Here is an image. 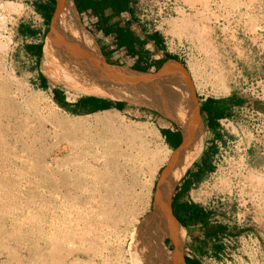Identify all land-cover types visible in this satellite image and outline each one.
Listing matches in <instances>:
<instances>
[{"label": "rangeland", "instance_id": "rangeland-1", "mask_svg": "<svg viewBox=\"0 0 264 264\" xmlns=\"http://www.w3.org/2000/svg\"><path fill=\"white\" fill-rule=\"evenodd\" d=\"M141 1L183 46L181 64L173 62L197 103L228 97L239 109L223 122L227 143L212 174L185 197L228 229L206 241L201 261L264 264V0ZM27 3L0 0V264H133V233L153 201L150 171L166 165L153 155L167 156L151 124L163 116L126 102L124 111L90 113L76 105L88 95L51 86L17 35L36 21ZM164 86L185 96L180 86ZM178 198L176 187L171 204Z\"/></svg>", "mask_w": 264, "mask_h": 264}, {"label": "crops", "instance_id": "crops-1", "mask_svg": "<svg viewBox=\"0 0 264 264\" xmlns=\"http://www.w3.org/2000/svg\"><path fill=\"white\" fill-rule=\"evenodd\" d=\"M54 3L56 5V0L29 1L27 5L35 14L36 21L17 28L18 37L25 42L29 41V45L24 49L25 55L34 59L37 65L43 56L57 48L56 41H59L62 33L67 31L66 22L61 19L55 25L52 35L48 36L44 47L42 46L45 35L51 27ZM72 3L80 23L93 37L107 64L140 73L156 71L169 61L181 64L184 49L177 38L171 35L168 20L157 22V17L142 9L141 0H72ZM39 83L42 84L40 79ZM88 96L83 97V104L80 106L85 110H89L94 103H105L104 100H96L93 96H91L92 98ZM198 106L202 122V126L199 128V130L202 128V151L181 177L182 179L177 185L179 198L176 203H173L181 206L182 211L189 209L193 214L199 213L208 219L206 225L199 222L183 227L185 230L182 248L184 264H203L201 254L209 249L206 241L219 239L221 235L226 236L228 232V229L218 222H210L212 213L207 211L203 205L189 202L185 200V197L194 188L205 183V179L212 174L218 149L227 143L223 135L225 130L223 122L230 123L235 110H239L235 109V105L230 102L228 97H205L199 100ZM130 112H135V116H144L151 120L148 115H141L137 111ZM151 124L155 128L158 144L167 154L166 160H168L173 151L183 143L182 128L165 117L154 118L151 120ZM227 138L231 139L232 137L228 136ZM161 168L162 166L159 167L151 181L152 188H155ZM213 230H218L216 238L212 237ZM168 242L165 241L166 246H168ZM186 242L190 244V249ZM215 247L221 248L220 242L214 243L212 249Z\"/></svg>", "mask_w": 264, "mask_h": 264}, {"label": "bare ground", "instance_id": "bare-ground-1", "mask_svg": "<svg viewBox=\"0 0 264 264\" xmlns=\"http://www.w3.org/2000/svg\"><path fill=\"white\" fill-rule=\"evenodd\" d=\"M56 3L57 7L52 16L51 28L48 31V36L52 35L55 25L59 23L61 19L66 22L68 31L63 36L60 45L49 54L43 56L40 61V72L51 86L60 83L64 85L66 90H68V87H72L76 89L77 92L85 95L93 97L105 96L97 98L110 101H123L130 105L145 107L155 111L163 117L169 118L170 121L182 128L183 143L178 149L173 151L168 160L165 159L166 155L163 152H156L153 154L154 157L158 158V164H162L164 160H166L167 163L161 170L155 184L152 213L143 219L145 224H151H149L148 227L150 236L151 234L154 236L152 223L155 225L162 223L165 232L167 231L169 235L177 239V242L181 241L185 235V231L180 228L179 224L171 215L170 200L178 181L199 157L202 151V128L199 130L202 126V122L198 112V103L193 95L187 74L173 61L165 63L153 73H140L131 69L107 64L103 60L93 37L80 23L72 0H56ZM173 84L180 86L185 92V96L177 90L164 86ZM101 124L112 126L113 122L111 123L110 120L105 119L101 121ZM119 126H121V124ZM115 129L118 130L117 128ZM124 131L129 133L127 129ZM151 153L150 155H152ZM158 168L157 166L150 171L149 183L152 181ZM138 228L140 229L141 227L139 226ZM143 235L141 237H143ZM161 237L162 235L159 236V238ZM134 238V246L132 243V250H130V254H134L133 257L131 256L134 260L133 264H184L182 250L179 246L180 242L179 245L175 244L176 247L173 253L167 256L158 254H156L158 255L156 256L154 254L155 257L152 255L151 258V256L145 252L148 247L144 250L145 243L143 244L144 248L141 247L140 242L142 241L139 240L140 237L138 238L137 236ZM69 239H71V237ZM153 246L156 247V244Z\"/></svg>", "mask_w": 264, "mask_h": 264}, {"label": "trees", "instance_id": "trees-1", "mask_svg": "<svg viewBox=\"0 0 264 264\" xmlns=\"http://www.w3.org/2000/svg\"><path fill=\"white\" fill-rule=\"evenodd\" d=\"M55 3L52 5L54 7ZM52 22V19L50 21V23ZM67 30V28H66ZM66 32V31H65ZM59 34V33H57ZM40 53H42L40 51ZM155 71H152L150 73H153ZM40 81H41V86L43 89H46L45 85H46V81H45V78L41 75L39 77ZM53 97L55 99V101H57L59 104H62V100L60 99L57 91H53ZM89 98H92L91 96H88ZM96 100H104L105 103L103 104H97V103H94L90 106L89 108V112H95V111H104V110H108V109H116L118 111H124V109L127 107V104L124 103V102H120V101H110V100H107V99H103V98H97V97H94ZM83 104V98H80L77 102H76V105L77 106H81ZM241 103H238L237 105H240ZM69 111L71 112H76L75 110V107L73 109H70ZM171 209H172V215L173 217L179 222V224L183 227H186V226H189V225H192V224H197L199 222H203V224L206 225V221H207V217H202L199 213L196 214H193V212L189 209H186L184 211H182V207L181 206H178V205H174V203H172V206H171ZM218 230H213L212 231V234H213V238H216L217 236V232ZM220 247H215V249H219Z\"/></svg>", "mask_w": 264, "mask_h": 264}, {"label": "flooded vegetation", "instance_id": "flooded-vegetation-1", "mask_svg": "<svg viewBox=\"0 0 264 264\" xmlns=\"http://www.w3.org/2000/svg\"><path fill=\"white\" fill-rule=\"evenodd\" d=\"M198 108H199V106H198ZM174 123V122H173ZM176 124V123H175ZM177 125V124H176ZM164 168V167H163ZM184 176V175H183ZM178 185V184H177ZM177 187V186H176ZM175 187V188H176ZM172 197V196H171ZM170 211H171V200H170ZM152 213V203H151V210H150V212H149V214H151ZM148 214V215H149ZM147 215V216H148ZM171 215H172V213H171ZM173 216V215H172ZM174 218V217H173ZM175 219V218H174ZM175 221L179 224V222L175 219ZM143 224H144V226H143ZM150 224V223H149ZM146 225L147 224H145V222L143 221V219H141V221H140V223H139V226L141 227L140 229L138 228L137 230H138V232H137V230L134 232V237H137L138 236V238H139V240L140 241H142V242H140V245H141V247H143V244L145 243V245H144V250H145V252H146V254L148 253L150 256H151V258H152V255L155 257V255L156 254H158V255H161V256H167L168 254H171V253H173V251L175 250V247H176V245L175 244H178L179 245V242H180V247H181V250H182V248H183V244H184V240H185V235L183 236V238H182V242L181 241H179V242H177V239H175V238H173L171 235H169V233L166 231L165 232V230L163 229L164 228V226H163V224L162 223H160L159 225L158 224H154V223H152V228H153V231H154V233H153V235L154 236H152V234H151V236L149 235V233H148V230H147V227H146ZM151 225V224H150ZM179 226H180V228L181 229H184L183 228V226H181L180 224H179ZM156 228V229H155ZM163 229V230H162ZM146 230V231H145ZM152 231V232H153ZM185 231V230H184ZM160 232V233H159ZM144 235H143V234ZM164 233V234H163ZM137 234V235H136ZM141 234V235H140ZM160 234V235H159ZM143 235V237H141ZM162 235V237L161 238H159V236H161ZM165 235V236H164ZM168 235V236H167ZM157 236V237H156ZM157 239H156V238ZM168 237H170V238H168ZM168 238V239H167ZM135 239V238H134ZM142 239H144V240H142ZM156 239V240H155ZM164 239V240H163ZM158 240V241H157ZM166 240H168L169 242H168V246H166L165 245V241ZM134 241V240H133ZM152 241V242H151ZM154 242V243H153ZM156 242V243H155ZM134 243V242H133ZM156 244V247L155 246H153V245H155ZM134 245V244H133ZM158 245V246H157ZM152 247H154V248H152ZM161 247V248H160ZM151 248V249H150ZM149 250V251H148ZM160 250V251H159ZM154 251V252H153ZM155 254V255H154ZM158 255H156V256H158Z\"/></svg>", "mask_w": 264, "mask_h": 264}, {"label": "built area", "instance_id": "built-area-1", "mask_svg": "<svg viewBox=\"0 0 264 264\" xmlns=\"http://www.w3.org/2000/svg\"><path fill=\"white\" fill-rule=\"evenodd\" d=\"M28 2L29 1H33V0H27ZM165 20V18L164 17H162L160 14L158 15V17H157V22H162V21H164Z\"/></svg>", "mask_w": 264, "mask_h": 264}, {"label": "water", "instance_id": "water-1", "mask_svg": "<svg viewBox=\"0 0 264 264\" xmlns=\"http://www.w3.org/2000/svg\"><path fill=\"white\" fill-rule=\"evenodd\" d=\"M56 7H57V3H56V5H55V9H56ZM55 9H54V11H55ZM54 13V12H53Z\"/></svg>", "mask_w": 264, "mask_h": 264}]
</instances>
